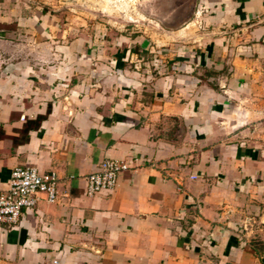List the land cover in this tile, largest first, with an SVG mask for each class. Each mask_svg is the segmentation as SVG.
<instances>
[{
  "label": "crops",
  "instance_id": "1",
  "mask_svg": "<svg viewBox=\"0 0 264 264\" xmlns=\"http://www.w3.org/2000/svg\"><path fill=\"white\" fill-rule=\"evenodd\" d=\"M67 1L0 0V190L19 165L62 181L0 223V264H264V0L153 38ZM108 159L132 168L89 196Z\"/></svg>",
  "mask_w": 264,
  "mask_h": 264
},
{
  "label": "rangeland",
  "instance_id": "2",
  "mask_svg": "<svg viewBox=\"0 0 264 264\" xmlns=\"http://www.w3.org/2000/svg\"><path fill=\"white\" fill-rule=\"evenodd\" d=\"M65 5L64 10L72 9L75 15H71L69 21L64 19L67 24L82 21L88 27L90 21L96 20L91 12L98 10L108 15L104 16V20L110 18L116 29L152 38L155 29L164 32L177 26H185L188 20L195 19L199 10L198 0H68ZM176 8L175 17H170L169 13ZM80 13L82 20L79 18ZM202 26L199 21L197 26H191L187 31H201ZM161 36L166 39L168 33ZM144 56L149 57V54Z\"/></svg>",
  "mask_w": 264,
  "mask_h": 264
},
{
  "label": "built area",
  "instance_id": "3",
  "mask_svg": "<svg viewBox=\"0 0 264 264\" xmlns=\"http://www.w3.org/2000/svg\"><path fill=\"white\" fill-rule=\"evenodd\" d=\"M132 168L130 163L115 159L103 161L96 171L88 175V195L112 191L120 175ZM73 178V177H71ZM61 178L56 172H42L30 165H19L12 170L8 189L0 190V223L15 225L24 209H34L42 199L58 201Z\"/></svg>",
  "mask_w": 264,
  "mask_h": 264
}]
</instances>
